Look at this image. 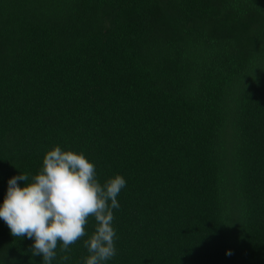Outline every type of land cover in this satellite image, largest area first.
<instances>
[{
	"label": "trees",
	"instance_id": "obj_1",
	"mask_svg": "<svg viewBox=\"0 0 264 264\" xmlns=\"http://www.w3.org/2000/svg\"><path fill=\"white\" fill-rule=\"evenodd\" d=\"M56 146L126 180L105 264H264V0H0V205Z\"/></svg>",
	"mask_w": 264,
	"mask_h": 264
},
{
	"label": "clouds",
	"instance_id": "obj_2",
	"mask_svg": "<svg viewBox=\"0 0 264 264\" xmlns=\"http://www.w3.org/2000/svg\"><path fill=\"white\" fill-rule=\"evenodd\" d=\"M19 181L25 182L23 187ZM125 186L121 175L101 184L94 163L82 152L56 146L44 155L42 167L30 182L22 173L8 180L0 219L13 237L33 241L31 254L42 256V264L55 259L58 242L60 251L67 252L85 237L86 224L93 219L94 231L83 241L89 254L84 264H105L116 255L113 210L119 209L117 197Z\"/></svg>",
	"mask_w": 264,
	"mask_h": 264
}]
</instances>
